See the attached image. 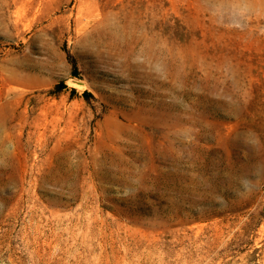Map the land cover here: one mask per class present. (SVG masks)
<instances>
[{
    "label": "rangeland",
    "instance_id": "1",
    "mask_svg": "<svg viewBox=\"0 0 264 264\" xmlns=\"http://www.w3.org/2000/svg\"><path fill=\"white\" fill-rule=\"evenodd\" d=\"M0 264H264V0H0Z\"/></svg>",
    "mask_w": 264,
    "mask_h": 264
},
{
    "label": "bare ground",
    "instance_id": "2",
    "mask_svg": "<svg viewBox=\"0 0 264 264\" xmlns=\"http://www.w3.org/2000/svg\"><path fill=\"white\" fill-rule=\"evenodd\" d=\"M74 82H76L75 84H77V83H80V84H82L83 82H81V81H79V80H77V81H74Z\"/></svg>",
    "mask_w": 264,
    "mask_h": 264
},
{
    "label": "water",
    "instance_id": "3",
    "mask_svg": "<svg viewBox=\"0 0 264 264\" xmlns=\"http://www.w3.org/2000/svg\"><path fill=\"white\" fill-rule=\"evenodd\" d=\"M70 81L74 82V81H77V80H75L74 78H72V79H70Z\"/></svg>",
    "mask_w": 264,
    "mask_h": 264
}]
</instances>
